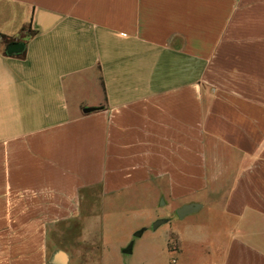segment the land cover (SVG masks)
Listing matches in <instances>:
<instances>
[{"label": "crops", "instance_id": "crops-1", "mask_svg": "<svg viewBox=\"0 0 264 264\" xmlns=\"http://www.w3.org/2000/svg\"><path fill=\"white\" fill-rule=\"evenodd\" d=\"M161 201L264 264V0H0V264H110Z\"/></svg>", "mask_w": 264, "mask_h": 264}, {"label": "rangeland", "instance_id": "rangeland-1", "mask_svg": "<svg viewBox=\"0 0 264 264\" xmlns=\"http://www.w3.org/2000/svg\"><path fill=\"white\" fill-rule=\"evenodd\" d=\"M163 204L161 201V207L157 211H146L150 213L145 217L141 216L139 210L132 209L128 218L129 220L123 222V225L119 227V231L117 233L112 232L111 235L109 234V240L104 246V255L110 264L206 263L207 259L198 254L200 245L192 238L193 234L190 232V227L196 224L199 226L207 223L209 215L205 211H202L180 219L177 215V210L174 209L176 205L168 206V204ZM100 212L99 209H88L85 211V214H99ZM156 216H159V218L157 219ZM161 219H166L167 223L154 230L153 224ZM143 222L148 224L141 226L140 224ZM148 225H151V227L149 228ZM144 228L149 229L144 233L143 237L135 239L133 252L131 254L121 252L120 247L124 246V249L128 248L133 234ZM179 235H182V238ZM51 239V243L56 241L54 237H51ZM179 243H182L184 253H182ZM204 249L206 248L204 247ZM99 251L98 247L96 251L97 259Z\"/></svg>", "mask_w": 264, "mask_h": 264}, {"label": "water", "instance_id": "water-1", "mask_svg": "<svg viewBox=\"0 0 264 264\" xmlns=\"http://www.w3.org/2000/svg\"><path fill=\"white\" fill-rule=\"evenodd\" d=\"M25 46L22 43H14L11 45L8 49L9 54H19L23 52ZM95 109H87V112L94 111ZM202 208L201 204L193 203V204H187L184 205L182 208L177 210V215L180 219H184L185 217L192 215L194 213H197L200 209ZM167 223L166 219H161L158 220L156 223L153 224V229L157 230L161 225ZM144 231H139L135 234V237H141ZM132 247L133 245H130L128 249H126L124 252L126 254H131L132 253ZM57 264H60L57 262Z\"/></svg>", "mask_w": 264, "mask_h": 264}]
</instances>
